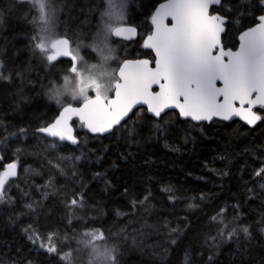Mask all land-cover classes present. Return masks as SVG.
Here are the masks:
<instances>
[{
  "label": "trees",
  "instance_id": "obj_1",
  "mask_svg": "<svg viewBox=\"0 0 264 264\" xmlns=\"http://www.w3.org/2000/svg\"><path fill=\"white\" fill-rule=\"evenodd\" d=\"M60 1L57 36L92 53L110 0ZM161 1L129 3L126 23L137 24L141 35L117 39L114 49L123 54L117 68L148 53L142 42ZM236 3L222 6L235 28L251 25L264 10L251 0L240 15ZM0 14V174L17 166L0 201V261L264 264V108L251 126L170 112L157 118L140 107L105 135L74 119L79 142L61 141L39 129L64 105L83 101L56 100L58 86L77 73L73 61L50 62V48L36 47L51 24L40 19L34 0H0Z\"/></svg>",
  "mask_w": 264,
  "mask_h": 264
},
{
  "label": "snow or ice",
  "instance_id": "obj_2",
  "mask_svg": "<svg viewBox=\"0 0 264 264\" xmlns=\"http://www.w3.org/2000/svg\"><path fill=\"white\" fill-rule=\"evenodd\" d=\"M258 2L264 7V0ZM223 3L224 0H168L161 4L151 17L154 31L143 44L154 51L155 67H150L147 59L123 61L114 88L115 99H106L105 104V100L94 98L79 108L65 107L55 123L39 131L75 143L68 124L73 115L93 133H103L119 124L136 104L147 105L148 111L157 117L165 109L174 108L182 117L194 121H211L213 117L230 120L237 116L253 125L261 120L252 109L256 105L264 108V14L258 16L255 26L239 34V46L233 50L222 43L230 16L215 10L210 12ZM250 4L251 0H237L236 10L244 15ZM169 17L171 25L165 22ZM112 31L125 39H132L136 34L135 27ZM46 45L41 42L36 47L41 52L50 48L52 54L47 56L48 61L70 56L75 70L77 56L69 48L67 39L54 41L47 48ZM154 85L159 91H152ZM15 168V163L7 165L9 170ZM9 174L14 176L15 172L0 174V201L6 195L3 176ZM93 239L100 237L93 235ZM47 251L54 252L55 247H47Z\"/></svg>",
  "mask_w": 264,
  "mask_h": 264
},
{
  "label": "rangeland",
  "instance_id": "obj_3",
  "mask_svg": "<svg viewBox=\"0 0 264 264\" xmlns=\"http://www.w3.org/2000/svg\"><path fill=\"white\" fill-rule=\"evenodd\" d=\"M110 2V8L107 11L103 27L101 26L100 28L102 33L101 41L94 47V51L92 53H84L81 46L77 49L72 47L77 56L75 63L77 73L66 76L64 82L58 86L56 93L58 104H63L66 101L87 99L92 95L93 91L105 98L109 97L113 92L116 79H118L116 73L117 65L123 54L117 55L114 49L120 42L115 39L112 30L118 25L127 24L126 22H128L130 16L128 6L131 0H110ZM61 6L62 1L60 0H47L46 2V18L43 22L51 25L49 26V34L43 36L42 42L49 46L58 38L64 37L62 35L57 36L60 30L55 25V20H57L56 11L58 12V9L61 10ZM119 16H122L123 19H119ZM5 171L9 173L14 171L16 174L17 166L13 170H9L6 167ZM11 176L13 175L3 176V179L7 181ZM0 264L22 263H17L13 260H1ZM27 264L33 263L28 261Z\"/></svg>",
  "mask_w": 264,
  "mask_h": 264
},
{
  "label": "water",
  "instance_id": "obj_4",
  "mask_svg": "<svg viewBox=\"0 0 264 264\" xmlns=\"http://www.w3.org/2000/svg\"><path fill=\"white\" fill-rule=\"evenodd\" d=\"M167 2H168V0H163L162 2H160V3L157 5V7L155 8V11H154L153 15L155 14L156 10L160 7L161 4H164V3H167ZM210 11H211V9H210ZM263 14H264V13H263ZM153 15H152V16H153ZM170 19H171V18L169 17V18L165 21V22H166L167 24H169V25H171V23H168V20H170ZM254 26H255V25H254ZM127 27H135V28H136V34L134 35V37H133L132 39H125V38H123V37H117V36H115V32H114V31L112 32L113 36H114L116 39H122V40H134V39H137V38L139 37V28H138L136 25L122 24V25H118V26H116L114 29H118V28H127ZM114 29H113V30H114ZM225 29H226V25H225ZM246 30H247V29H246ZM153 31H154V26H153V30H152V32H151L150 34H148V35H151V34L153 33ZM125 35H127V34H125ZM148 35H147V36H148ZM147 36L145 37V39L147 38ZM61 39H67V40L69 41V48L72 49L71 41H70V39H69L68 37H60V38H58L57 40H61ZM57 40H55V41H57ZM222 43H223V34H222ZM223 44H224V43H223ZM148 49H149V48H148ZM151 50H152V49H151ZM233 50H235V49H233ZM153 52H154V51H153ZM154 54H155V53H154ZM62 57H70V56H58L57 58H62ZM143 59H147V60L150 61V67H155V65H154V66L152 65V60H151V58H148V57H129V58H126L125 60H143ZM125 60H124V61H125ZM122 64H123V62L121 63L120 67L122 66ZM120 67H119V68H120ZM118 75H119V69H118ZM118 78H119V77H118ZM116 83H117V81H116ZM116 83H115V85H116ZM218 86H220V85L218 84ZM154 87H155V85L152 87V91H153V92H156V91L153 90ZM157 91H159V89H158ZM254 95H255V94H254ZM94 98H99V99H101V100H105L104 103L107 104V100H106V99H115V92H114V94H113L112 96H110V97H108V98H105V97H102V96L99 95V94H96V95H94V96H92V97H89V98L83 100V101H82L81 103H79V104H73V103L66 104V105H64V106L60 109V111H59L58 115L56 116V118H55L50 124H48V125H46V126H44V127H48L49 125L55 123V121L60 117V114H61V112L63 111V109H64L65 107H69V106H70V107H73V108H79V107H82L83 104H88V103H89L92 99H94ZM140 107H146V108L148 109L147 105H144V104H136V105H134V106L132 107L131 111L128 112L127 116H124V117L120 120V123H119V124H114V125L112 126V128H111L110 131L103 132V133H93V132L90 131V129H89V128L83 123V121H81V120L79 119V117L73 115L72 117L69 118L68 124H69V126H70V128H71L72 136L75 138V141H76L74 144H77V143L79 142V138L77 137V134H76V127H75V125H74V123H73L74 119H78L81 123H83V124H84V128H85L87 131H89L90 133L95 134V135H105V134H108V133L113 132L114 129H115L117 126L121 125L125 120H127V119L132 115V113H133L137 108H140ZM236 107H239V104H238V103L236 104ZM245 107H247V105H245ZM258 107H260V106H259V105L253 106V109H252V110H253V112H255L257 115H260V113L257 111V108H258ZM169 109H174V108H167V109H165V110L161 113V115H160L159 117L155 116L153 113H151V112H149V111H148V113L151 114V115H153V116H155V117H157V118H160V117L162 116V114L165 113L166 111H168ZM177 110H178V109H177ZM178 111H179V110H178ZM260 116H261V115H260ZM181 117H182V116H181ZM182 118H183V119H190V118H185V117H182ZM213 118L221 119L220 117H213ZM222 120H223V119H222ZM234 120H241V121H243V122L246 123L245 120H243V119H241L240 117H237V116H233L230 120H225V121L231 122V121H234ZM195 122H200V121H195ZM208 122H210V121H208ZM258 122H259V121H257L255 124H253V125H251V126L256 125ZM246 124H248V123H246ZM248 125H249V124H248ZM44 127H41V128H44ZM46 134H47V133H46ZM47 135L51 136L50 134H47ZM51 137H53V136H51ZM53 138L60 139L58 136H57V137H53ZM60 140H61V141H67V142H71V143H73L72 141L67 140V139H63V140L60 139Z\"/></svg>",
  "mask_w": 264,
  "mask_h": 264
},
{
  "label": "flooded vegetation",
  "instance_id": "obj_5",
  "mask_svg": "<svg viewBox=\"0 0 264 264\" xmlns=\"http://www.w3.org/2000/svg\"><path fill=\"white\" fill-rule=\"evenodd\" d=\"M162 2V1H161ZM159 4V3H158ZM157 4V5H158ZM157 5L155 6V8L157 7ZM155 8H154V10L152 11V13H151V15H150V22H149V24H148V26H147V29H146V33H145V35H144V38H143V42H142V45L144 44V40H145V37L148 35V34H150L151 32H152V30H153V25H152V23H151V17H152V15H153V13H154V11H155ZM213 10H215V11H218V12H220L221 14H223V15H227V13H225V12H223V10H222V7L221 6H214V9H211V11L210 12H212ZM264 13V10L261 12V13H258L257 15H256V17H255V21L251 24V25H248V26H241L240 25V27H238V28H235L234 26H232V25H234V24H232V22L229 20V23L228 24H226V30H225V33H223V43H224V46L226 47V48H232V49H236V48H238V46H239V41H238V36H239V34L242 32V31H244V30H246L248 27H252V26H254V25H256V23H258V16L259 15H261V14H263ZM229 16V15H228ZM168 23H172V21H171V19L170 20H168ZM127 24H130V25H136L138 28H139V37H140V35H141V29H140V27L137 25V24H132V23H127ZM230 26H232V28L230 27ZM232 29L231 30V35H229V29ZM139 37L137 38V39H134V40H125V41H135V40H138L139 39ZM118 40H122V39H118ZM143 48L145 49V50H147L148 51V53L145 55V56H143V57H148V58H151V60H152V65L154 66L155 65V54H154V52H153V50H151V49H148V48H145L144 46H143ZM70 58V57H69ZM125 60V59H124ZM123 60V61H124ZM122 61V62H123ZM121 62V63H122ZM121 63H120V65H121ZM120 65L118 66V68H117V78H118V69H119V67H120ZM73 71V70H72ZM73 72H77V70H74ZM76 74V73H75ZM118 79H116V81H117ZM115 88V87H114ZM159 88H158V86H155L154 88H153V90L154 91H157ZM97 93H96V91L94 92L93 91V93H92V95H90V97H92V96H94V95H96ZM114 94V90H113V92L111 93V95L110 96H112ZM109 96V97H110ZM108 98V97H107ZM84 100V99H83ZM82 102V101H81ZM80 102V103H81ZM74 104V103H73ZM75 104H79V103H75ZM146 108V107H145ZM259 108V107H258ZM147 109V108H146ZM147 111H148V109H147ZM258 111V110H257ZM168 112H170V113H174L175 115H179L180 117H181V115L179 114V111L177 110V109H169L168 111H166L165 113H168ZM165 113H163V114H165ZM162 114V115H163ZM182 118V117H181ZM213 119H218V118H213ZM212 119V120H213ZM191 120V119H190ZM211 120V121H212ZM222 120V119H221ZM192 121H194V120H192ZM210 121V122H211ZM235 121V120H234ZM200 122H202V121H200ZM208 122V121H207Z\"/></svg>",
  "mask_w": 264,
  "mask_h": 264
},
{
  "label": "clouds",
  "instance_id": "obj_6",
  "mask_svg": "<svg viewBox=\"0 0 264 264\" xmlns=\"http://www.w3.org/2000/svg\"><path fill=\"white\" fill-rule=\"evenodd\" d=\"M35 3L38 4V11L40 15V19L44 20L46 18V2L47 0H34Z\"/></svg>",
  "mask_w": 264,
  "mask_h": 264
},
{
  "label": "bare ground",
  "instance_id": "obj_7",
  "mask_svg": "<svg viewBox=\"0 0 264 264\" xmlns=\"http://www.w3.org/2000/svg\"><path fill=\"white\" fill-rule=\"evenodd\" d=\"M77 120H78V119H77ZM83 126H84V125H83ZM76 163H77V162H76ZM260 170H261V169H260ZM260 172H261V171H260ZM260 172H259V173H260ZM256 173H258V172H256ZM261 173H262V172H261ZM255 175H256V174H255ZM258 176H259V175H258ZM261 176H262V175H261ZM262 177H263V176H262ZM259 178H260V177H259ZM257 180H258V179H257ZM261 181H262V180H261ZM262 182H263V181H262ZM258 183H259V182H258ZM262 185H263V184H262ZM263 186H264V185H263ZM262 188H263V187H262ZM67 200H68V199H67ZM67 202H68V201H67ZM92 231H94V229H93ZM96 231H97V230H96ZM89 232H91V231H89ZM89 232H88V233H89ZM88 233H87V234H88ZM93 233H94V232H93ZM110 233H111V232H110ZM87 234H86V236H87ZM89 234H90V233H89ZM112 234H114V233H112ZM117 234H118V236L120 235L118 232H117ZM105 236H106V235H105ZM107 236H108V234H107ZM112 236H114V237L116 238L117 235L114 234V235H112ZM112 236H111V237H112ZM108 237H109V236H108ZM111 237H110V238H111ZM85 238H86V237H85ZM89 238L91 239V236H90ZM104 238H105V237H104ZM115 238H114V239H115ZM86 239H88V237H87ZM106 239H108V238H106ZM88 240H89V239H88ZM93 240H94V239H93ZM102 241H103V240H102ZM112 241H113V240H112ZM93 242H95V241H93ZM106 242H108V241L106 240ZM112 243H113V242L110 241L109 244L111 245ZM81 246H82V245H81ZM81 246H80V248H81ZM89 246H90V245H89ZM82 247H83V248H86V247H88V246H86V247L82 246ZM83 248H82V249H83ZM91 248H92V247H91ZM69 249H70V248H69ZM69 249H68V250H69ZM71 249H72V248H71ZM78 250H79V249H78ZM84 250H88V248H87V249H84ZM65 252H66V251H65ZM70 252H71V251H70ZM77 252H78V251H77ZM77 252H76V253H77ZM82 253H83V252H82ZM86 253H88V251H87ZM70 254H71V253H70ZM77 255H78V254H77Z\"/></svg>",
  "mask_w": 264,
  "mask_h": 264
}]
</instances>
